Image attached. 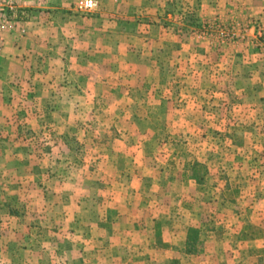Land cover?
Returning <instances> with one entry per match:
<instances>
[{"label": "rangeland", "instance_id": "374dc122", "mask_svg": "<svg viewBox=\"0 0 264 264\" xmlns=\"http://www.w3.org/2000/svg\"><path fill=\"white\" fill-rule=\"evenodd\" d=\"M84 1L0 0V264H264V0Z\"/></svg>", "mask_w": 264, "mask_h": 264}, {"label": "crops", "instance_id": "0c3cea01", "mask_svg": "<svg viewBox=\"0 0 264 264\" xmlns=\"http://www.w3.org/2000/svg\"><path fill=\"white\" fill-rule=\"evenodd\" d=\"M52 8L58 9L57 7ZM41 20L36 18L34 32H31V28H27L33 24L31 21H21V23L16 24L17 26L14 24L0 26V34L3 38V44L0 48V116L9 114L6 109L14 104V100L10 97L19 95L21 91L26 89L24 82L31 77L36 79L38 76L36 68H33L37 65L34 64L36 60L31 54L33 51L30 50L29 52L24 43L35 41L36 49L38 45L39 47L42 46L40 42L44 41L45 31L43 28L44 20ZM15 151L16 148L0 146V152L10 155V160L14 159L11 153Z\"/></svg>", "mask_w": 264, "mask_h": 264}, {"label": "built area", "instance_id": "2783aa9c", "mask_svg": "<svg viewBox=\"0 0 264 264\" xmlns=\"http://www.w3.org/2000/svg\"><path fill=\"white\" fill-rule=\"evenodd\" d=\"M94 7H95V3L92 0H86V1L82 2V4H81V8L85 9V10H90ZM0 10H1V8H0ZM9 17H10V15L8 13V15H5L2 19H5L7 22H9ZM0 21H1V18H0ZM2 44H3V42L0 39V48H1Z\"/></svg>", "mask_w": 264, "mask_h": 264}]
</instances>
